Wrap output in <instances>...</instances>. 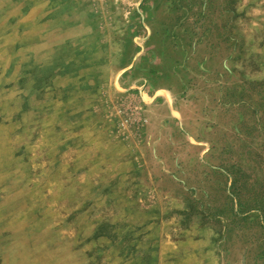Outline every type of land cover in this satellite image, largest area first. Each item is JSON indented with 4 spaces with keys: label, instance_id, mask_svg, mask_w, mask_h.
<instances>
[{
    "label": "rangeland",
    "instance_id": "1",
    "mask_svg": "<svg viewBox=\"0 0 264 264\" xmlns=\"http://www.w3.org/2000/svg\"><path fill=\"white\" fill-rule=\"evenodd\" d=\"M0 264H264V0H0Z\"/></svg>",
    "mask_w": 264,
    "mask_h": 264
}]
</instances>
